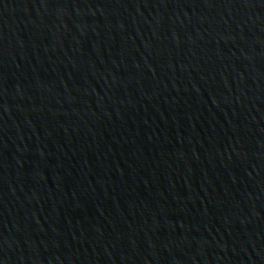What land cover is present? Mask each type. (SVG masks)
Returning <instances> with one entry per match:
<instances>
[{
	"label": "water",
	"instance_id": "water-1",
	"mask_svg": "<svg viewBox=\"0 0 264 264\" xmlns=\"http://www.w3.org/2000/svg\"><path fill=\"white\" fill-rule=\"evenodd\" d=\"M0 264H264V0H0Z\"/></svg>",
	"mask_w": 264,
	"mask_h": 264
}]
</instances>
